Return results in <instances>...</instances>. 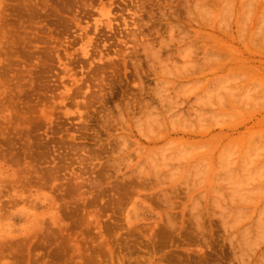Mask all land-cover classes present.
Segmentation results:
<instances>
[{"label": "rangeland", "instance_id": "obj_1", "mask_svg": "<svg viewBox=\"0 0 264 264\" xmlns=\"http://www.w3.org/2000/svg\"><path fill=\"white\" fill-rule=\"evenodd\" d=\"M251 1L0 0V264H264V173H244L263 165L264 107L238 125L228 117L231 129L204 120L202 137L196 114L184 118L208 88L216 106L211 85L224 88L215 81L229 72L205 66L207 85L193 91L192 57L245 52L236 21L255 13L244 10ZM253 50L263 62L264 49ZM223 60L216 67H237ZM168 95L184 101L185 121L174 124ZM192 144L205 146L200 156L186 154ZM226 146L231 180L220 168Z\"/></svg>", "mask_w": 264, "mask_h": 264}, {"label": "bare ground", "instance_id": "obj_2", "mask_svg": "<svg viewBox=\"0 0 264 264\" xmlns=\"http://www.w3.org/2000/svg\"><path fill=\"white\" fill-rule=\"evenodd\" d=\"M248 2V1H247ZM264 3V0H252L251 1V5H250V7H249V5H248V7H246V8H244V10L245 11H248V14L250 13V11H251V9H252V7L251 6H253V5H255V9L256 10H254L255 11V13H253L252 11H251V13H253L252 15H251V13L249 14V15H251V17H248L249 19L248 20H245L246 22H249V23H246V25H245V21H236V25H238V27L240 28H238V31H239V33H238V36H239V41H240V43L242 42L243 44H244V48H245V52H241V51H238V52H235V51H233V49L230 51L231 53H234V54H231V53H228V52H226V53H222L223 54V57H225V58H222V54L221 53H219L218 52V55H217V53H214L213 55H215L216 54V56H214V57H210V58H206V57H204L206 60H204V62H202V63H198L199 62V60L198 59H196L195 57H192V59L190 58V57H188L186 60H188V59H191L192 61L195 59V61L197 62L196 64H198V70L197 69H195L196 67L195 66H193V67H191V68H193V69H191L189 66V68L191 69V74H190V77L191 78H194V79H196L197 81V87L196 86H193L194 88H190V89H193V91H194V89H195V91H196V89H198V87L199 86H201V85H199V84H203V83H201V81L199 80V78L201 77L202 78V74H201V72L202 71H204V69H208L209 70V68H216V70L219 68V70H220V72H222V73H226V72H228L227 73V75L224 77V80L223 79H221L219 76H217V78L219 77L220 79H217V82H218V80L219 81H224V82H222V84L221 85H219L221 82H216L215 80H216V78L214 79V81H215V83L216 84H218V86L219 87H221V86H223L224 88H222V91H221V88H219V91L221 92V96H219V94L218 93H220L219 91H218V88L215 86V84H212V85H214V87H215V89H214V87H212V85L211 84H209V85H211V88H210V90L211 89H213L214 91L212 92V90H211V92L212 93H210V95L212 94V97H213V94L215 95V93L214 92H216L217 93V95H216V101L218 102H216L217 104H216V106H215V104H212L210 101L208 102V98L210 97L209 96V93L207 92V90L209 89H207V90H204L205 92V94H206V96L204 95V93L200 96V97H198V96H196V97H198V99L200 98L201 99V102H196V103H199V105H198V107L199 108H201L200 110H196V109H192V108H194V107H192V106H190L189 105V107H190V110H188L189 109V107L187 108V110L185 109L184 111H187V112H184L186 115H187V117H184V118H190L191 116H189V114L188 113H190L191 115H195L196 114V116H197V118H195L196 119V124H197V121L199 122V125L200 126H198V129L197 130H199L200 128H202L203 127V130L202 129H200L202 132L206 129L207 130V125L208 124H210V123H208L207 125H205V129H204V126H202L201 127V124H204V120L205 121H210V122H212L213 123V127H215L216 128V125L218 124H220L219 126L217 125V127H225L226 125H228V121L226 120L228 117H230V119H231V117H232V121L230 122V124L232 123H234L233 125H235L236 123H237V125L238 124H240V123H242V120H244V117H247V116H249L250 115V113L252 112V113H254L258 108H259V110H260V108H262L263 109V107H264V70H262L261 69V67H263L264 66V61L263 62H255V59H254V57H252V55H250V54H248L247 53V51H249V52H253L254 51V53L255 52H257V54L256 55H258V51H255V50H253V47H254V49H256V47H258V49H264V24H263V22H264V15H262V12H259V11H257L258 9L260 10V8L262 9V8H264V5H263V7L261 6L262 4ZM253 4V5H252ZM254 7V6H253ZM247 8H248V10H247ZM254 9V8H253ZM247 13V12H246ZM264 14V13H263ZM262 15V16H261ZM261 18V17H263L261 20L258 18ZM257 19L258 20H260L259 22L262 24V25H259L260 23L257 21ZM263 20V21H262ZM259 24H258V23ZM242 24H244V26H242ZM259 25V26H258ZM243 27V28H242ZM243 29V31H244V33L247 35V40H245L246 38H245V35H243V31H241ZM223 30V29H222ZM240 31L242 32V33H240ZM226 32V34L227 35H230L227 31H225ZM231 33V32H230ZM225 34V33H224ZM242 34V36L240 37V35ZM232 35V34H231ZM242 37H244L243 39L245 40V41H243V39H241ZM230 39V38H229ZM241 39V40H240ZM232 40V39H231ZM177 42V41H176ZM180 42V41H179ZM257 42V43H256ZM241 43V44H242ZM258 43H259V45H258ZM237 44H239V43H237ZM256 46V47H255ZM212 47V46H211ZM236 47V46H235ZM239 47V46H238ZM262 47V48H261ZM253 50V51H252ZM214 52V51H213ZM212 52V53H213ZM260 52H263V50H261ZM194 53V52H193ZM193 53H190L191 55L190 56H192L193 55ZM208 54V56H210V53L211 52H209L208 53V51L207 52H205V54ZM205 54H203V56H205ZM206 54V55H207ZM186 55H189V52L188 53H186L185 54V56ZM195 55V54H194ZM193 55V56H194ZM197 55V54H196ZM213 55H211V56H213ZM260 55V54H259ZM187 57V56H186ZM220 57L222 58V59H226V57H227V59L229 58V60H230V63H232V62H234V61H236V64H237V67H233V68H227V65H225V64H222V66L220 67H216L218 64H219V61H221V63H224V61H226V60H223L222 61V59H220ZM185 58V57H184ZM203 57H201V61H203L202 59H204ZM231 59H233V60H231ZM191 61V62H192ZM225 63H229V61L228 62H225ZM193 64H195V63H192L191 64V66L193 65ZM234 64V63H233ZM236 64H234V66H236ZM240 64V65H239ZM197 66V65H196ZM209 67V68H206V67ZM187 67V66H186ZM183 68H185V67H183ZM182 68V69H183ZM203 69V70H202ZM233 69H235V70H233ZM185 70H187L186 68L184 69V71ZM195 70V71H194ZM219 70H217L216 72H218ZM231 70V71H230ZM173 71V70H172ZM175 72H176V74H177V72H179L180 70H174ZM173 71V72H174ZM183 71V73H185ZM188 71H189V69H188ZM187 71V72H188ZM235 71V72H234ZM167 71H162L161 73H166ZM168 72H169V70H168ZM171 72V71H170ZM170 72L168 73V75H170ZM190 72V71H189ZM189 72H188V74H189ZM181 73V72H180ZM179 73V74H180ZM167 74V73H166ZM166 74H164V75H166ZM174 74V73H173ZM199 74V75H198ZM208 74V73H207ZM170 76H173L172 74L170 75ZM175 76V75H174ZM174 76L172 77V78H174ZM178 76V75H177ZM183 76H184V74H183ZM182 75H180V76H178L179 78L181 77H183ZM215 76V77H216ZM187 77V76H186ZM176 78V77H175ZM185 78V77H184ZM204 80V79H203ZM207 80V79H206ZM205 81V80H204ZM204 81H202V82H204ZM208 81V80H207ZM213 81V82H214ZM199 82V83H198ZM206 82V81H205ZM212 82V83H213ZM162 83V85H164V87L166 86V84L167 83H163V81L161 82ZM191 83H192V81H191ZM210 83V82H209ZM189 84V83H188ZM188 84H185L186 86L188 85ZM162 85L160 86V87H162ZM184 85V84H183ZM182 85V87H181V89L183 90L184 88L183 87H185V85L183 86ZM203 85H207V84H203ZM208 85V86H209ZM179 86V85H178ZM177 85L175 86V90H173L174 92V95L176 96V94L178 95V98L180 99V97L179 96H181L180 94H182L183 92H184V90H183V92L182 91H180L179 92V89H180V87H178ZM188 86H190V84L188 85ZM187 86V87H188ZM159 87V88H160ZM168 87V86H167ZM176 87H178V89L176 88ZM163 88V87H162ZM161 88V90L162 91H164L163 89ZM186 88V87H185ZM216 88H217V91H216ZM180 89V90H181ZM189 89V91L191 92H187L188 94H192L193 93V91H191ZM223 89H224V91H223ZM161 90H159V96H161V95H165L166 93H164V92H162ZM166 90V92H167V89H165ZM176 90H178V92L180 93H175V91ZM209 90V91H210ZM157 91V90H156ZM160 91H161V93H164V94H161L160 93ZM207 92V93H206ZM223 92V93H222ZM168 93V92H167ZM185 93H186V90H185ZM185 93H183L182 94V96H183V98L184 97H187L188 95L187 94H185ZM156 94V93H155ZM171 95V94H170ZM170 95H168L166 98H167V101H166V99L164 98V96L163 97H161V99H162V102H163V104H164V99H165V107H166V104H167V102L169 103L170 102V104H168L169 106H168V111L169 112H172V114L174 113L173 111H176L177 112V109L178 108H180V109H178L179 111L180 110H183V108L181 107V105H183V102L181 103V105L178 103V101H179V99H178V101H177V98L175 99V97H174V99H175V101H174V99L173 98H171V96ZM187 95V96H186ZM182 96H181V98H182ZM204 97V99H206V100H204L203 99V97ZM177 97V96H176ZM195 97V98H196ZM202 97V98H201ZM208 97V98H207ZM211 97V98H212ZM170 99V100H169ZM171 99H173L172 100V102H171ZM202 99H203V101H202ZM210 99V98H209ZM215 99V98H214ZM220 99V100H219ZM181 100H183V99H181ZM197 100V99H196ZM210 100H212V99H210ZM199 101V100H198ZM207 101V102H206ZM207 103V105L209 104V103H211L212 105L210 106V105H208L210 108H215V109H213L212 111L213 112H211L210 113V109H208V110H206V111H209V112H207V114L208 113H210V114H208V115H204L203 113L205 112L202 108L203 107H206L205 106V103ZM195 103V105L197 106V104ZM213 103H215V102H213ZM201 104H202V106H201ZM162 105V104H161ZM180 105V106H179ZM215 107H214V106ZM164 106V105H163ZM179 106V107H178ZM192 107V108H191ZM229 108V109H231V108H233L234 110H235V112L233 113V111L231 110V112L233 113H231V114H228L227 116H226V114L227 113H225V114H221L220 113V115H218V111L219 112H222L223 111V109H226V108ZM165 108V109H166ZM182 108V109H181ZM196 108V107H195ZM155 109V108H154ZM163 109V108H162ZM161 109V111L163 112V110ZM165 109H164V111H165ZM192 109V110H191ZM261 109V110H262ZM259 110L258 111H256V112H259ZM157 111V110H156ZM178 111V112H179ZM190 111V112H189ZM197 111V112H196ZM201 111V112H200ZM157 112H159V111H157ZM156 112V113H157ZM169 112H167V113H169ZM175 113V115H176V117L178 118H180V117H182V118H178L177 120L175 119V118H173V116L175 117V115H172V118H173V121H175L176 123H174V124H177V122H178V120H181V119H183L184 121H185V119L183 118V116H180L182 113H183V111H180V112H182L181 114H180V112L179 113ZM192 112V113H191ZM196 112V113H195ZM198 112H200L201 113V115L200 114H198ZM203 112V113H202ZM230 112V111H229ZM148 113V112H147ZM166 113V116H168L169 114H171V113H169V114H167ZM194 113V114H193ZM180 114V115H179ZM199 115V117H198V115ZM149 115H150V113H149ZM185 115V116H186ZM202 115H204L203 117H201ZM229 115H231V116H229ZM233 115H235V116H233ZM156 116H158V117H156ZM189 116V117H188ZM154 117V116H153ZM153 117H151L152 118V120H155V117H156V120L157 121H159L157 118H159L160 116L159 115H155V117L153 118ZM195 117V116H194ZM162 118V117H161ZM171 117L169 118L170 119V121H168L169 123H171L170 125L172 126V127H174V125H172V123H173V121L171 120L172 119ZM235 118V119H234ZM160 119V118H159ZM168 119V120H169ZM175 119V120H174ZM192 119V118H191ZM194 119V118H193ZM193 119L192 120H190V122L191 121H193ZM148 120H149V118H148ZM235 120V121H234ZM263 119L261 118V120L259 121L258 120V123L259 124H261L262 122H264V121H262ZM182 121V120H181ZM180 121V122H181ZM184 121L183 122H181L182 123V125H183V127L185 126V123L187 122V121H189V119L188 120H186V122L184 123ZM225 121H227L226 123L227 124H225L224 125V123H225ZM234 121V122H233ZM238 121V122H237ZM262 121V122H261ZM201 122H203V123H201ZM181 123H180V125L178 124V127H179V129L181 128L180 126H181ZM193 123V122H192ZM192 123H189L188 122V124L186 123V126H188V125H190V126H193L194 127V125L192 124ZM201 123V124H200ZM206 124V123H205ZM150 125V124H149ZM185 126V127H186ZM209 126H211V125H209ZM256 126V125H255ZM262 126H264V125H262ZM182 127V128H183ZM183 128L184 130V132L186 131L187 132V130H185L186 128ZM193 127H191L190 128V130L191 129H193V132H196L195 130V128H193ZM230 127V126H229ZM229 127H227L226 126V128H228V129H231V128H229ZM258 127H259V125H258ZM175 128V129H174ZM174 128H172V130L174 129V130H176V126L174 127ZM182 128H181V130H182ZM189 128V127H188ZM209 129H210V127H209ZM205 130V131H206ZM224 130V129H223ZM201 131H199V132H201ZM205 131H204V133H203V135H202V133H201V135L199 136V137H202V136H204V134H205ZM229 131V130H228ZM184 132H183V135H184ZM191 132H192V130H191ZM207 132V131H206ZM247 132V131H246ZM177 133V132H176ZM220 133H224V132H219V134ZM189 134H190V132H189ZM188 134V135H189ZM193 134V133H192ZM195 134V133H194ZM197 134H198V132H197ZM257 134V133H256ZM183 135H181V137H183ZM185 135H186V133H185ZM196 135V134H195ZM206 135V134H205ZM216 135H218V134H216ZM221 135V134H220ZM219 135V136H220ZM258 135V134H257ZM256 135V136H257ZM198 136V135H197ZM197 136H194V137H197ZM213 136V135H212ZM215 136V135H214ZM213 136V137H214ZM248 136H250V134L248 135ZM256 136H254V138L256 137ZM263 136V135H262ZM189 137V136H188ZM190 137H191V135H190ZM193 137V136H192ZM193 137V138H194ZM220 137H222V135L220 136ZM242 137V142H243V138L245 137V135L244 136H241ZM257 137H260V135H258ZM214 138H216L217 139V137H214ZM253 138V140H251V142L249 143V141H248V144L250 145V146H252V143L253 144H255V142H257L258 141V139L257 140H255ZM262 140H263V137L261 138ZM238 142L240 141V139H236ZM236 140H235V142H232V143H234L235 145H233L232 144V147L234 146V148L233 149H231V150H233V151H235V149L237 148V146H238V142L236 143ZM247 140H249V139H247ZM232 141H234V140H232ZM260 141V140H259ZM258 141V143H260ZM264 141V140H263ZM262 141V146H261V148L262 147H264L263 145H264V142ZM188 142H189V140H188ZM190 142H193L192 140L190 141ZM245 142H246V140H245ZM243 144V143H242ZM182 145V144H181ZM193 145V146H192ZM191 146H192V148H188L189 149V151L190 150H192L191 151V153H189V151H186V152H188V153H186V154H189L190 156L192 155V153L193 154H195V155H198V156H200V154L201 153H199L200 151H202V150H205V149H203L205 146H203V148H201L202 150H200V146H198V148H196L195 150H194V148L193 147H195V145L194 144H192ZM237 145V146H236ZM247 145V144H246ZM184 146V145H183ZM188 146H190V145H188ZM210 146V145H209ZM208 145H206V147H209ZM228 146V145H227ZM226 146V148L224 149V152H225V150L227 151L228 149V147ZM236 146V147H235ZM255 146V147H254ZM253 147L255 148V150H254V148H253V150L255 151V153L258 151V149H256V145H254ZM202 147V146H201ZM247 147V146H246ZM186 149V147H183V149H182V146H181V149H182V151H183V153L185 154V149ZM239 148V147H238ZM249 148H252V147H249ZM187 149V150H188ZM207 149V148H206ZM198 150H200L199 152H198ZM241 150V149H240ZM251 150V153H252V155L250 154V152H249V154L253 157V164L251 165H249V166H247L248 167V169H249V167L251 168L254 164L255 165H257L256 163H255V161H254V157H255V153H254V151H252V149H250ZM249 150V151H250ZM257 150V151H256ZM262 151H264V148H262L261 149ZM182 151L180 152L181 154L179 155V157H181L182 158V156L184 155V154H182ZM194 151V152H193ZM244 151H245V149H244ZM243 151V152H244ZM239 152V151H238ZM246 152V151H245ZM245 152H244V154H245ZM259 153L261 152V151H258ZM257 152V153H258ZM226 154H228V156H229V153H227V152H225ZM224 153V155H226ZM231 153H232V151H231ZM254 153V154H253ZM256 153V154H257ZM261 153H263L264 154V152H261ZM203 154V153H202ZM236 154V153H235ZM235 154H234V156H235ZM238 154L239 153H237V156H238ZM247 155V156H249V157H251L250 155ZM182 155V156H181ZM189 155H187V156H189ZM232 154H230V156H231ZM245 155V156H246ZM185 156V155H184ZM183 156V157H184ZM186 156V158H190V156L189 157H187ZM194 156V155H193ZM222 157H221V160H220V157H219V161H220V163L222 164V165H220V168L222 169L221 171H224V174L226 173V176H228V178H230V180H231V175H233V174H231L232 173V168H233V161H232V158H234V156L233 157H231L230 158V156H229V158H228V156H227V158H225L223 155H221ZM246 156V158H247V160H249L250 161V159H248V157ZM260 156V155H259ZM192 157V156H191ZM236 157V156H235ZM263 157V155L262 156H260V158H262ZM204 157H202V161L203 160H206L205 158L203 159ZM259 157H258V155L256 156V159H258ZM201 159V158H200ZM241 159H243V157L242 158H240V160ZM207 160H208V157H207ZM230 160V161H229ZM245 160V159H244ZM252 161H250V162H252ZM201 162V161H200ZM205 162H207V161H205ZM225 162V163H224ZM236 162V160L234 161V163ZM244 162V161H243ZM250 162H248V164L250 163ZM264 162V161H263ZM263 162H261V165H262V168L264 169V163ZM246 162H244L243 164H245ZM260 163V162H259ZM200 164V163H199ZM243 164H242V166H243ZM247 164V165H248ZM231 165V166H230ZM239 165H241V162L239 163ZM204 166V165H203ZM219 166V165H218ZM244 166H245V168H244ZM243 167H238L239 169V172L241 173V172H244V171H246L247 170V168H246V164L244 165ZM199 167V166H198ZM197 167V168H198ZM207 167H208V165H207ZM229 167H231L230 169H229ZM259 167H261L260 165H258V168L257 167H255L254 169H250V171L248 170L247 172H244L245 173V177H248V178H246V179H251L252 180V178H253V176H255L254 174H257V173H259L260 172V174H261V176H262V174L264 173V171H263V169L262 168H259ZM219 168V167H218ZM241 168H242V170H243V168L245 169L244 171H242L241 170ZM256 168L258 169V172H257V170H256ZM206 169V168H205ZM224 169V170H223ZM225 169L227 170V169H229V170H227V172L225 171ZM234 169V168H233ZM259 169H261V170H259ZM241 170V171H240ZM255 171L256 170V173L254 172H252V171ZM236 171H237V169H236ZM262 171V172H261ZM235 172V171H234ZM236 173V172H235ZM250 173H252V177L250 176L251 174ZM230 174V175H229ZM238 174V173H237ZM242 174V173H241ZM236 177H233V180H232V183H233V181L235 182L234 184H243L242 182H244V181H246L247 183H248V180H244V178H243V180H241V179H239V178H237V176L238 175H236V174H234ZM264 175V174H263ZM217 176V175H216ZM225 176V177H226ZM231 176V177H230ZM258 176V175H257ZM241 177V176H240ZM244 177V176H243ZM219 179V178H218ZM220 180V179H219ZM224 181V180H223ZM228 181V180H227ZM250 181V180H249ZM263 181H264V178H263ZM221 182V181H220ZM220 182H218V183H220ZM231 182V181H230ZM246 182H244V183H246ZM262 182V181H261ZM231 184V183H230ZM244 185V184H243ZM238 187V186H237ZM240 187V186H239ZM242 190V189H241ZM238 191V190H237ZM256 191V190H255ZM243 193V192H242ZM241 194V193H240ZM254 194V193H253ZM260 235V234H259ZM258 235V236H259ZM260 237V236H259ZM253 243H254V240H253ZM252 247V246H251ZM249 248V247H248Z\"/></svg>", "mask_w": 264, "mask_h": 264}]
</instances>
